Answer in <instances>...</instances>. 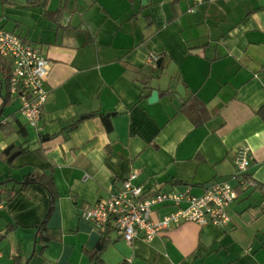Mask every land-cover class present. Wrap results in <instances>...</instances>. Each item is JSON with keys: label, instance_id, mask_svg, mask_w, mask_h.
Masks as SVG:
<instances>
[{"label": "crops", "instance_id": "crops-1", "mask_svg": "<svg viewBox=\"0 0 264 264\" xmlns=\"http://www.w3.org/2000/svg\"><path fill=\"white\" fill-rule=\"evenodd\" d=\"M0 26L48 60L36 128L15 103L2 107L0 84L10 128L0 153L17 147L11 160L0 154V196L15 190L0 208V264H264V0H0ZM187 100L203 110H180ZM240 146L257 182L247 190L231 179ZM134 170L144 191L201 195L229 179L227 226L183 222L128 243L79 217ZM31 172L50 175L55 192L44 244L35 240L49 192L19 190ZM174 208L155 206L152 218Z\"/></svg>", "mask_w": 264, "mask_h": 264}, {"label": "built area", "instance_id": "built-area-1", "mask_svg": "<svg viewBox=\"0 0 264 264\" xmlns=\"http://www.w3.org/2000/svg\"><path fill=\"white\" fill-rule=\"evenodd\" d=\"M195 1L200 3L202 0ZM0 57L5 58L9 65L6 77L8 96L18 104V113L26 123L36 128L48 95L45 87L47 58L37 46L1 26ZM150 60L154 62L156 56H151ZM4 121L1 120L2 123ZM233 157L235 172L231 179L236 181L241 190L254 188L257 182L247 171L250 162L248 149L244 146L236 148ZM136 174L135 170L130 172L105 197L81 208L79 217L89 221L99 231L107 228L116 230L128 243L135 238L150 242L161 232L183 222L227 226V207L237 198V192L229 179L214 181L201 195H193L189 187L169 192L158 189L144 191L134 183ZM158 205H172L175 208L154 219L153 208ZM2 206L0 200V208Z\"/></svg>", "mask_w": 264, "mask_h": 264}, {"label": "trees", "instance_id": "trees-1", "mask_svg": "<svg viewBox=\"0 0 264 264\" xmlns=\"http://www.w3.org/2000/svg\"><path fill=\"white\" fill-rule=\"evenodd\" d=\"M61 8H63V5L58 8L59 12L62 11ZM0 69H4L6 71V75L4 74V76H0V84H1L2 87H5V95H2V107H4L7 104L14 103V101L11 100V98L7 94L6 77H7V74H8L9 65L7 63V60L5 58H3V57H0ZM187 102H188V100L181 103L180 110L188 112V111L199 109L197 111V113H196L197 115H198V112H201L203 110V107L197 108V109L196 108H191V109L190 108H185V106H187ZM196 107H198V106H196ZM91 114L94 115L95 113L93 112ZM199 118L200 117H198V118L195 117L194 118V123L196 125L199 124L201 121H203L202 119H199ZM2 119L3 118L0 117V130H3L4 132L8 133L7 129H10L9 126H8V123H7L6 120L2 123L1 122ZM102 120H103V125H104L105 129L107 131H110V129H111L110 123L108 121H106V118L103 117V116H102ZM76 123H77V121L74 120L72 123H70L67 126V128H73L76 125ZM16 149H17V147L15 145L9 144L1 151L0 154H2V157L6 159ZM25 150H27V148H20L19 152L25 151ZM30 182L39 183V184L43 185L45 188H47V190L49 192V195H50L48 211H47L45 217L42 219V221L37 226L38 227V231H37V238L35 240V242H41V243L44 244L50 239L49 235L47 233H44V229H46L45 228V221H46V218H47V216L49 215V213H50V211L52 209V204H53V199H54V194H55V192L53 190V186H52V178L48 174L31 172V173H29L27 175V179L25 181L21 182V184H20L21 187H20L19 190H22ZM14 193H15V190L8 191L4 198H2L0 196V200L5 204L8 201V199ZM102 240H103V238L98 242V244L93 249L92 257L98 258L97 255L99 254V252L104 247V243L102 242ZM14 264H17L16 260H15Z\"/></svg>", "mask_w": 264, "mask_h": 264}, {"label": "water", "instance_id": "water-1", "mask_svg": "<svg viewBox=\"0 0 264 264\" xmlns=\"http://www.w3.org/2000/svg\"><path fill=\"white\" fill-rule=\"evenodd\" d=\"M176 93L177 95H181V90H180V87H177L176 88ZM144 95L147 96V99L149 102H153L157 99V95H158V92L156 90H146L144 92ZM17 152H13L9 157H8V160H11L14 155L16 154ZM212 183L208 184V185H211Z\"/></svg>", "mask_w": 264, "mask_h": 264}, {"label": "rangeland", "instance_id": "rangeland-1", "mask_svg": "<svg viewBox=\"0 0 264 264\" xmlns=\"http://www.w3.org/2000/svg\"><path fill=\"white\" fill-rule=\"evenodd\" d=\"M4 74L6 75V71L4 69H0V76H4ZM2 92H3V94L5 93V87L2 88ZM15 104L18 107V104L17 103H15ZM15 104H13V105H15ZM5 112H7V108H5ZM28 126H30V125H28ZM30 127H32V126H30ZM32 128L34 129V127H32Z\"/></svg>", "mask_w": 264, "mask_h": 264}]
</instances>
